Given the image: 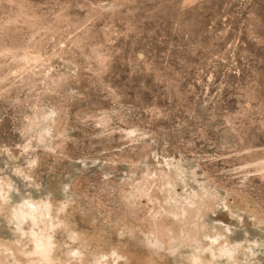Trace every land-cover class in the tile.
Segmentation results:
<instances>
[{"label":"rangeland","instance_id":"rangeland-1","mask_svg":"<svg viewBox=\"0 0 264 264\" xmlns=\"http://www.w3.org/2000/svg\"><path fill=\"white\" fill-rule=\"evenodd\" d=\"M0 203L23 262L264 264V0H0Z\"/></svg>","mask_w":264,"mask_h":264},{"label":"bare ground","instance_id":"bare-ground-1","mask_svg":"<svg viewBox=\"0 0 264 264\" xmlns=\"http://www.w3.org/2000/svg\"><path fill=\"white\" fill-rule=\"evenodd\" d=\"M39 209L40 208L38 206H36V205H34L32 203H28V206L26 208L24 207V208L16 209L15 213H16V216H17V218H18V220L20 221L21 224L23 222H25L26 220H28V219H32L33 224H34L35 221H36L37 216H39V213H38ZM50 209H52L51 206H46V209H45L46 210V215L52 217V214H51L52 210L50 211ZM0 210H1V205H0ZM40 215H42V214H40ZM183 217H186V213H184ZM51 219H53V218H51ZM32 221H30V222L32 223ZM50 223H52V222H50ZM53 227L54 226H51V228H53ZM30 235L33 238V243H34V246H35L33 255L39 257L40 260L35 261L33 259H28V253H26L27 251L25 250L26 252L25 251L24 252L26 253L25 255H26L28 261L27 262H23L18 257V254L16 253V251L14 249H11L8 246H3L0 243V264H39V263H41V264L42 263L43 264H46V263L55 264L54 263V259H53V254H54L56 245H55V241L53 240V237L51 235L39 234V233L35 232V230H31ZM221 236H219L218 238H215V239L210 238V241L212 242V246L214 247L216 245L217 246L216 247L217 250H213L212 248H209L207 250L210 251L211 256L213 257L214 260L217 259L218 257H225V258H228L231 261L234 258V256H233L234 248L233 249L231 248V245L228 242L226 236L223 239V241L221 242ZM173 240H175V239H172V242H173ZM180 240L182 241V243L178 247H181L185 243L186 236H184V235L181 236ZM197 243L193 244L195 246H194L193 256L191 255L193 257L192 263H194V264H205L204 263V259H203L204 251L201 250V247ZM193 245L191 244V246H193ZM152 246L159 247V249H162L164 247L160 240H158L156 244L152 243ZM1 256H3V258H1ZM69 256H71V257L73 256L74 258L77 257L79 259H82L81 253H78V252L77 253H71V254H69ZM180 257H182V256L180 255ZM105 258H108V257H105ZM184 258H186V256ZM186 261H188V260H186ZM116 262H115V264H116ZM96 264H103V263L98 260V261H96Z\"/></svg>","mask_w":264,"mask_h":264}]
</instances>
